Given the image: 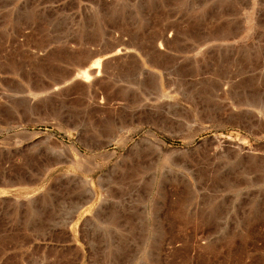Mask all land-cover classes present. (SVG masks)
Here are the masks:
<instances>
[{"label": "rangeland", "instance_id": "374dc122", "mask_svg": "<svg viewBox=\"0 0 264 264\" xmlns=\"http://www.w3.org/2000/svg\"><path fill=\"white\" fill-rule=\"evenodd\" d=\"M206 259L264 264V0H0V264Z\"/></svg>", "mask_w": 264, "mask_h": 264}, {"label": "bare ground", "instance_id": "6f19581e", "mask_svg": "<svg viewBox=\"0 0 264 264\" xmlns=\"http://www.w3.org/2000/svg\"><path fill=\"white\" fill-rule=\"evenodd\" d=\"M93 66V65H92ZM95 66V65H94ZM96 67V66H95ZM94 69V68H93ZM83 73V72H82ZM85 73H86V71H85ZM143 152L145 151H148V148H144V149H141ZM141 150H139V151H141ZM131 169V168H130ZM216 179V178H215ZM237 181V180H236ZM229 185V184H228ZM232 185V184H231ZM154 186H152L151 188H148V191H152V193L153 194H156V195H162V194H164L161 190H162V186H156V187H154ZM176 187V186H175ZM182 187V192H181V197L179 198V201L173 206L174 208H173V215L176 217V218H178L177 220L179 221H184V218L186 219V216H187V214H185V211H184V206L183 205H185V203L183 204V200L182 199H188V197L192 194L191 193V191H189V187L187 186V185H182L181 186ZM218 187V186H217ZM229 188V187H228ZM207 191H208V189H207ZM217 191L219 192L220 191V189H217V188H214L213 189V192L210 194V195H216L217 194ZM206 193H208V192H206ZM206 193H203L202 194V196H205L206 195ZM201 196V197H202ZM211 197V196H210ZM203 198V197H202ZM207 198V197H206ZM208 198H209V196H208ZM207 198V199H208ZM203 199H205V198H203ZM205 203V202H204ZM203 204V203H202ZM172 209V208H171ZM172 211V210H171ZM172 217V216H171ZM202 220V219H201ZM204 220V219H203ZM183 252V251H182ZM213 252H214V249H213ZM216 254V253H215ZM208 259H210V258H208ZM206 261H207V263L208 264H211V260H207L206 259ZM237 263V262H236Z\"/></svg>", "mask_w": 264, "mask_h": 264}]
</instances>
